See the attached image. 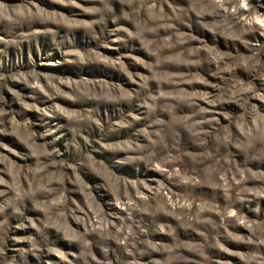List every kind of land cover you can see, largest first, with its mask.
<instances>
[{"label": "rangeland", "instance_id": "374dc122", "mask_svg": "<svg viewBox=\"0 0 264 264\" xmlns=\"http://www.w3.org/2000/svg\"><path fill=\"white\" fill-rule=\"evenodd\" d=\"M0 264H264V0H0Z\"/></svg>", "mask_w": 264, "mask_h": 264}]
</instances>
